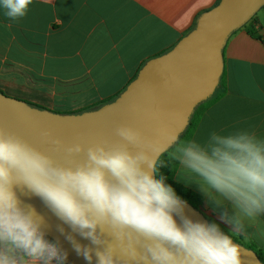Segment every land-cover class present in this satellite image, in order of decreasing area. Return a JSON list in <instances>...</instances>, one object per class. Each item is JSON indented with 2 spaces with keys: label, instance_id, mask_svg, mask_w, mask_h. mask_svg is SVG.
I'll list each match as a JSON object with an SVG mask.
<instances>
[{
  "label": "clouds",
  "instance_id": "1",
  "mask_svg": "<svg viewBox=\"0 0 264 264\" xmlns=\"http://www.w3.org/2000/svg\"><path fill=\"white\" fill-rule=\"evenodd\" d=\"M33 0H0L6 17H24ZM182 128L147 134L117 124L112 137L85 145L65 144L49 129L40 132L44 150L0 126V264H66L67 252L46 237L44 217L19 198L40 197L95 249L78 255L91 264H243L241 248L215 223L194 222L165 183L160 169L195 184L230 225L245 234L264 214V136L248 129L212 131L206 139L181 140ZM53 153L58 154L53 155ZM174 217H179L180 223ZM63 232V229H60ZM110 238V239H109Z\"/></svg>",
  "mask_w": 264,
  "mask_h": 264
},
{
  "label": "crops",
  "instance_id": "2",
  "mask_svg": "<svg viewBox=\"0 0 264 264\" xmlns=\"http://www.w3.org/2000/svg\"><path fill=\"white\" fill-rule=\"evenodd\" d=\"M218 2L33 0L27 14L17 20L6 17L0 7V92L59 115L99 110L113 103L117 98L103 101L124 92L147 61L171 50ZM260 5L243 27L240 24L226 36L221 74L204 99L191 139L202 141L212 131L236 129L264 136V5L261 11ZM174 178L201 196L208 221L220 224L234 242L241 239L264 251V214L247 224L245 239L244 233H230V225L221 219L224 211L231 214L230 207L215 208L197 185Z\"/></svg>",
  "mask_w": 264,
  "mask_h": 264
},
{
  "label": "water",
  "instance_id": "3",
  "mask_svg": "<svg viewBox=\"0 0 264 264\" xmlns=\"http://www.w3.org/2000/svg\"><path fill=\"white\" fill-rule=\"evenodd\" d=\"M262 3L264 0H220L199 16L195 27L171 50L147 61L113 103L99 110L59 115L0 93V126L44 150L52 147L40 143V132L45 129L65 144L82 142L86 146L105 137L115 139L113 129L117 124H130L150 135L161 128L183 130L194 106L210 96L217 84L222 68L221 46L226 36ZM53 155L59 158L58 154ZM17 194L24 204L31 205L44 217L45 234L67 252L66 264H89L77 254L67 237L72 236L81 246L95 249L89 239L59 219L40 197L27 190H18ZM181 201L185 216L194 222L208 223L199 210ZM174 218L177 223L181 222L179 217ZM234 243L241 248L243 264H262L252 250ZM91 264H97L94 253Z\"/></svg>",
  "mask_w": 264,
  "mask_h": 264
},
{
  "label": "trees",
  "instance_id": "4",
  "mask_svg": "<svg viewBox=\"0 0 264 264\" xmlns=\"http://www.w3.org/2000/svg\"><path fill=\"white\" fill-rule=\"evenodd\" d=\"M219 2H220V0H219ZM162 54H164V53H162ZM120 94L121 93H118L117 95H115V97H111V98L105 99L103 102L109 101V100H111L113 98H117V97H119ZM204 101L205 100L201 101L196 106H194V108L192 109L184 129L180 132V137L179 138L181 140L189 139V138L191 139L192 134L194 132V129H195L196 125H197L199 116L201 114V110L204 107V105H203ZM25 103L30 105V106H32V107L41 108V107H39L37 105H34L32 103H27V102H25ZM41 109H43V108H41ZM171 171H172V166H171V164H169L167 162L165 164V168L162 167L160 169V175L165 178V183L170 185L174 189L176 195L181 200L189 203L193 208L199 210L204 215V213H203L204 212L203 211L204 207L202 205L203 203H202L201 196L198 195L196 192L192 191L191 189L187 188L183 184L177 182L175 180V178H174V175L171 173ZM46 237L49 240H51V241L57 242L55 239L50 237L48 234H46ZM242 242L243 241L241 239L238 240L239 244L244 245V244H242ZM245 244H246V245H244L245 248H248V249L252 250L253 253L255 254L256 258L262 264H264V251H262L260 248H258L256 245H254L252 243H245Z\"/></svg>",
  "mask_w": 264,
  "mask_h": 264
},
{
  "label": "rangeland",
  "instance_id": "5",
  "mask_svg": "<svg viewBox=\"0 0 264 264\" xmlns=\"http://www.w3.org/2000/svg\"><path fill=\"white\" fill-rule=\"evenodd\" d=\"M263 5H264V4L260 5V8H259L260 11H261V7H263ZM254 15H255V14H254ZM254 15H253V16H254ZM253 16H252V17H253ZM249 20H250V19H249ZM249 20H248V21H249ZM245 23H247V22H245ZM245 23H244V24H245ZM244 24H242L239 28L243 27ZM239 28H238V29H239ZM94 108H96V107H94ZM83 110H86V109H77L76 112L83 111ZM202 215H203V214H202ZM203 216H204V215H203ZM204 218H205V217H204ZM205 220H206L208 223H215V224H217V225L220 227V229H221L222 231H224V228H223L220 224H218V223H216V222H212V221L210 222V221H208L207 218H205ZM225 234H226V233H225ZM242 244L246 245L244 242H242ZM244 245H242V246L245 247Z\"/></svg>",
  "mask_w": 264,
  "mask_h": 264
}]
</instances>
